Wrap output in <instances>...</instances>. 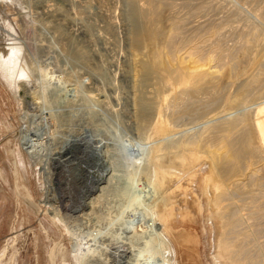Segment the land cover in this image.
<instances>
[{"label":"rangeland","instance_id":"rangeland-1","mask_svg":"<svg viewBox=\"0 0 264 264\" xmlns=\"http://www.w3.org/2000/svg\"><path fill=\"white\" fill-rule=\"evenodd\" d=\"M2 1L4 4L0 3V54L7 55L12 50L10 49L12 46L13 49H19L21 54L19 67L27 76L26 78L20 76L22 81L17 76L11 78L6 70V64L0 58V264H79L80 259L83 264L84 262L117 264L114 254L118 251L127 253L125 261L130 262L127 264H165L163 261L166 256L171 258H169L170 264H234L229 260L230 256H227L230 253L219 246L221 240H224L223 235L225 237L231 235L230 239L235 238L233 241L237 242L235 245H240L238 243L245 244L246 247L248 245L247 248L252 251L257 250L256 247L259 245H264V214H259L261 218L257 217L259 215H253L251 212H255L256 205L259 204L254 205L250 201L253 194H259L260 191L264 193V183L258 185L257 182L248 180L246 174L243 176L242 185L237 187L240 189L238 191L237 188H233L236 179L232 177L233 174L223 177L218 171L222 163L225 164L231 159L227 160L233 148L224 141L230 135L229 123L242 116L250 123L255 112L264 107V80H262L264 79V14H262L264 0H169L171 3L167 0L174 6L169 5L166 9L162 8V11L156 9L157 17H154L160 26L162 24L165 26L167 31L170 29L166 26L170 28L173 19V21L177 20L179 25L184 23L183 27L178 25L177 29L182 35L181 40L184 38L183 42L187 44L191 41L189 45L187 44L188 51L195 45L204 43L206 47L204 54L210 55L219 43L234 57L233 63L231 61L226 67L224 66L225 68L220 69L219 74L221 72L222 74L217 80L218 89L210 87L202 92V97L199 94L195 99V107L201 111L199 116L192 117L185 112H179L178 115L172 116L175 118L171 119V116L169 118L174 123L170 120L166 121L165 123L169 124L164 123L166 128L158 132L150 125V121L147 122L148 126L146 120H143L147 117H149L147 121L152 120L151 111L145 105H149L154 100L150 99V103L146 99L139 101V110L144 109L142 115L143 113L138 111V106L134 105L135 96L138 94L135 85L132 82L125 83L116 69L111 67L112 62L116 60L117 65L121 62L123 68L130 70L133 67L131 50L127 47L129 52L126 46L122 48L124 61L112 58L102 46L101 38L105 37L106 30L100 32L104 36L98 31V26L106 28L103 21H106V16L110 13L107 10L110 8L118 24H122L126 10L129 8L126 0H64L62 12L66 15L59 21L48 18L41 11V3L47 0ZM141 1L142 4L146 2L137 0V4L140 5ZM154 3L156 6V2ZM165 20L170 25H167ZM76 24H86L88 28L86 47L85 44H80L79 35L72 30L73 25ZM246 30L249 32L255 30V36L250 35L249 38ZM118 36L123 37V35ZM88 42L92 44V48ZM125 42L129 43L126 40ZM121 43V46L125 44ZM73 50H75L74 56L80 54L81 66L76 65V61L71 62L66 58L69 51ZM216 62L214 65H219ZM16 80L18 83L19 81L26 83L28 89L34 93L31 101L33 104L34 102L41 106L46 104L50 108L59 110V118L50 119V114L46 112L42 115L49 119L50 126L47 132L51 136L47 135L49 139L46 140L49 141L45 140L43 143L48 149L47 152H40L41 157L37 156L35 159L29 156L27 146L23 145L24 130L29 127L30 121L26 118L24 120L23 109L16 93ZM246 93L251 94L248 101H246ZM63 96L66 98L63 99ZM242 100L246 102L243 103ZM145 113L146 117L143 118ZM35 120L32 124L34 127L40 121L37 120L35 123ZM139 121H142V124ZM85 132L97 137V144L99 143L97 147L100 148L101 154L120 151L113 155L115 158L119 157L116 159L122 165L119 168L122 179L113 182L115 188L110 183L104 193L99 191L96 194H88L84 181L77 179L75 171L67 167L68 170L64 168L66 174L63 169H56L52 162V159L56 158L73 140V136ZM237 135H240L239 132ZM199 136H202L205 143L203 150L199 149L200 152L203 151L202 154L196 153V156H192L190 153H184L185 159L177 158L176 166H172V169L165 168L170 172L164 169L156 182L151 169V165L156 164L155 158L157 159L159 155L167 156L168 153L171 156L170 150L174 143L176 146L177 143L193 141ZM250 138L251 146L258 149L254 135ZM114 144L117 147H114L116 146ZM237 145L235 151L240 148V145L238 147ZM160 147L164 149L162 152L158 151ZM259 150L258 154L247 155L243 166L256 170L257 175L262 177L264 152ZM173 152L172 155L177 157L176 152ZM45 154L49 158L45 157ZM181 156L182 154L179 153L178 157ZM37 160L41 163L43 160L47 161L48 165L43 169V163L41 165ZM212 185H216V191V187ZM240 187L245 188V192ZM221 191L223 195L229 193L227 198L231 199L223 200ZM237 192L241 194L238 195ZM224 201L226 202L223 203ZM249 201L252 203L248 204ZM260 205L264 206V201H261ZM263 206L260 207L262 210ZM236 208L241 210L237 211ZM222 209L226 211L222 212ZM220 213L227 214L221 216ZM232 215L238 217L233 216L234 221L242 220V229L238 227L237 230L245 235L239 236L238 232L230 233L229 220ZM227 222L229 227L226 225ZM125 230H128V233ZM236 238L240 242L236 241ZM251 239L256 246L246 244L247 241H252ZM145 244H150L152 247L148 246L150 249L146 251ZM142 252L147 254L140 255Z\"/></svg>","mask_w":264,"mask_h":264},{"label":"bare ground","instance_id":"bare-ground-1","mask_svg":"<svg viewBox=\"0 0 264 264\" xmlns=\"http://www.w3.org/2000/svg\"><path fill=\"white\" fill-rule=\"evenodd\" d=\"M30 1V0H29ZM144 1V0H143ZM145 4H142L143 2L141 1V4H137V0H126L125 2H127L129 4V8L126 10L127 13L125 14V20L123 22H121L122 24L119 25L117 20H116V16L114 14L113 11H111V8L108 9L107 11H109L110 13L106 16V21H103L106 26V28L104 29L102 26H98V31L99 33L106 30L105 32V37L101 38L102 39V46H104L105 50L107 52H109L112 56V58H118L119 60L124 61V56H123V49L125 48L124 46H126V49L128 47L129 50H131V58H132V63H133V67L130 70H126L125 68H123L124 66L121 65L118 61L117 63H119L118 65L116 64V60L115 62H112L111 67H114L116 69V71L120 74L121 79L124 80L125 83L132 82L137 90H135L136 92L138 91V94L136 97V101H135V106H138V111L142 112L144 109L143 107V103L141 105L142 111L139 110V101L141 102V99H146L147 101H149L150 103V99L154 100L152 103H150L149 105H145V107H149V110L151 111L152 114V120L149 119L147 121L146 117V113L145 116L143 118V120H146L145 122L149 123V121L151 122L150 125L153 126L154 128H156V132L161 131L163 128H166L164 126V123L166 121L169 122L172 121L171 119L175 118L172 116L178 115L179 112L181 113H187L192 115V117H197L201 114L200 109H197V107H195V99L197 98V96L200 94V96L202 97V92L208 88H217L218 89V77L221 74H219L220 69L225 68L226 64H230L231 61H234V57L231 55V53L227 52L226 49H223V47L218 43L215 46V50L213 48V53H211L210 55H205V50L206 47L203 44H198L197 46L193 45L194 47L192 48V50L188 51L187 46L189 45V43L191 42H187V44L184 41V38L181 40L180 36H182L181 34H179V30L177 29L180 25L178 24V21H173L174 19L170 20L171 22V27L169 28L168 26H166L168 29L170 30H166L165 26H163V24L160 26V23L158 22V20H156L155 17H157V15L155 14L156 9L162 11V8L166 7L168 8L169 5L170 7L173 4H169V2L166 0H145ZM248 1V0H247ZM4 1L0 0V3H3ZM64 0H47L44 1L43 3H41L40 5V9L42 12H44L46 14V16H48V18H51L53 20H61L64 18V14L62 11L64 10L63 8V3ZM156 2V6L155 3ZM167 2V3H166ZM261 2V1H260ZM154 3V5H153ZM171 3V2H170ZM4 4V3H3ZM65 5V4H64ZM114 5V4H113ZM111 5V7L113 6ZM168 5V6H167ZM219 5V4H218ZM116 6V5H115ZM118 6V5H117ZM127 6V5H126ZM174 6V5H173ZM172 6V7H173ZM227 6V5H226ZM63 7V8H62ZM110 7V6H109ZM108 7V8H109ZM131 7V9H130ZM113 8V7H112ZM183 8V7H182ZM200 8V7H199ZM204 8V7H203ZM106 9V8H105ZM124 9V8H123ZM130 9V12H129ZM172 9V8H171ZM259 9V8H258ZM261 9V8H260ZM8 10V9H7ZM169 10V9H168ZM173 10V9H172ZM206 10V9H204ZM105 11V10H103ZM160 11V12H161ZM177 11V10H175ZM100 12V11H99ZM106 12V11H105ZM158 12V11H157ZM156 12V13H157ZM231 12V11H230ZM104 13V12H102ZM159 13V12H158ZM157 13V14H158ZM169 13V12H168ZM175 13V12H174ZM173 13V14H174ZM94 14V13H93ZM99 14V13H98ZM105 14V13H104ZM160 14V13H159ZM172 14V13H171ZM199 14V13H198ZM240 14V12H239ZM256 14V13H255ZM264 14V13H262ZM97 15V14H96ZM100 15V14H99ZM106 15V14H105ZM176 15V14H175ZM201 15V14H200ZM257 15V14H256ZM155 16V17H154ZM177 16V15H176ZM263 16V15H261ZM168 17V16H167ZM162 18V16H161ZM146 19L147 21L143 22L142 20ZM159 19V18H158ZM178 19V18H177ZM198 19V18H197ZM96 20V19H95ZM163 20V19H161ZM213 20V19H212ZM222 20V19H221ZM263 20V19H262ZM102 21V20H101ZM131 21H133L132 23H130ZM164 21V20H163ZM166 21V20H165ZM235 21V20H234ZM77 22V21H76ZM181 22V21H179ZM183 22V21H182ZM81 23V22H80ZM187 23V22H186ZM166 24L168 25L169 22L166 21ZM184 23H182L183 25ZM86 25V24H85ZM85 25H80V24H76L75 26L73 25V31L75 32L76 35H79V38L81 40V45L85 44V47L87 46V27ZM170 25V24H169ZM179 25V26H178ZM181 25V26H182ZM56 26V25H55ZM93 26V25H92ZM162 26L164 29H162ZM178 26V27H177ZM227 26V25H226ZM183 27V26H182ZM187 27V26H186ZM189 27V26H188ZM224 27V26H223ZM244 27V26H243ZM55 28V27H54ZM183 29V28H182ZM226 29V28H225ZM71 30V29H70ZM93 30V29H92ZM122 30V32H121ZM166 30V31H164ZM187 30V29H185ZM249 30V29H248ZM246 30V31H248ZM96 31V30H94ZM110 31V32H109ZM199 31V30H198ZM245 31V30H244ZM60 32V31H59ZM92 33V32H91ZM104 33V32H103ZM218 33V32H217ZM231 33V32H230ZM102 34V33H100ZM216 34V33H215ZM247 34V33H246ZM256 32L254 31H248V36L250 38L251 36H255ZM103 35V34H102ZM118 35H123V37L118 36ZM222 35V34H221ZM104 36V35H103ZM216 36V35H215ZM89 38V37H88ZM138 38V39H137ZM194 38V37H193ZM212 38V37H211ZM222 38V37H221ZM241 38V37H240ZM244 38V37H243ZM187 39V38H186ZM255 39V38H254ZM79 40V39H78ZM92 40V39H91ZM125 40L129 43H126ZM216 40V39H215ZM189 41V40H188ZM213 41V40H212ZM68 42V41H67ZM84 42V43H83ZM90 42V41H89ZM88 44L90 45L91 43ZM121 42L125 43L123 46H121L120 44H122ZM218 42V41H217ZM246 42V41H244ZM206 43V42H205ZM242 43V42H241ZM248 43V42H247ZM79 44V45H80ZM246 44V43H245ZM211 45V43H210ZM248 45V44H246ZM245 46V45H244ZM15 47V46H14ZM189 47V46H188ZM192 47V45H191ZM214 47V46H212ZM238 47V46H237ZM248 47V46H247ZM10 48V47H9ZM91 48H92V44H91ZM12 49L7 55H1L0 54V58L1 60L6 64L7 69L8 70V74H10L11 78H15L16 76L19 77L21 80V77H25L26 78V73H24V71H22V69L19 67V63H20V58H21V54L19 49ZM9 49V50H10ZM73 49V48H72ZM127 49V50H128ZM205 49V50H204ZM128 50V51H129ZM235 51V50H234ZM67 52V51H66ZM130 52V51H129ZM211 52V51H210ZM237 52V51H236ZM75 53V50L73 51H69L68 56L66 55V58L71 61V62H75L76 65L79 64L80 61V54H77L76 56H74L73 54ZM87 53V52H86ZM128 53V52H127ZM207 53V52H206ZM233 53V52H232ZM6 54V53H5ZM67 54V53H66ZM24 55V54H23ZM109 55V54H108ZM125 55H127L125 53ZM91 56V55H90ZM110 56V58H111ZM65 58V59H66ZM127 58V57H126ZM125 58V59H126ZM130 58V56H129ZM24 59V58H23ZM0 60V61H1ZM229 60V62L227 61ZM23 61V60H22ZM216 62V64L218 63L219 65H214V62ZM232 61V63H233ZM236 61V60H235ZM2 63V62H1ZM131 63V64H132ZM26 64V63H25ZM124 64V63H123ZM27 65V64H26ZM81 66V64H79ZM225 66V67H224ZM77 67V66H76ZM79 67V66H78ZM228 67V66H227ZM80 69V68H79ZM128 69V68H127ZM27 70V68H26ZM130 71V72H129ZM223 71V70H222ZM112 72H114L112 70ZM4 73V72H3ZM29 75V74H28ZM118 75V74H117ZM7 77V76H6ZM10 78V79H11ZM23 78V79H25ZM100 78V77H99ZM262 78V77H261ZM17 79V78H16ZM26 80V79H25ZM257 80V79H256ZM260 80V79H259ZM258 80V81H259ZM264 80V79H262ZM17 81V80H16ZM15 81V82H16ZM22 81V80H21ZM231 82V81H230ZM257 82V81H256ZM261 82V81H260ZM16 93L17 96L20 100V104L21 107L23 109V117L24 120L26 118V120L28 119L30 122V124L28 125L29 127L27 129L24 130L25 133V137L23 138L24 143L23 145L27 146V150H28V154L32 159L37 158V156H40L39 153L42 152H47L48 149H46V147H44L43 143L46 139H49L48 135V127L49 125V119L45 118L44 116H42L44 114V112L48 113L49 118H57L59 115V110L57 109H53L52 107L50 108L49 106L45 105H39V103L33 104V97H34V93H32L29 89H28V85L24 82H20L18 83V81L16 82ZM258 84V83H257ZM132 85V86H134ZM252 85V84H251ZM254 85V84H253ZM118 86V85H117ZM247 86V85H246ZM255 86V85H254ZM262 86V84H261ZM80 87V86H79ZM251 87V86H250ZM118 88V87H116ZM133 88V87H132ZM115 89V88H114ZM211 89V90H212ZM220 89V88H219ZM57 90V89H56ZM134 90V89H133ZM210 90V89H209ZM252 90V89H251ZM59 91V90H58ZM117 91V90H116ZM213 91V90H212ZM62 92V91H61ZM128 92V91H127ZM247 92V91H246ZM250 93L252 91H249ZM205 93V92H204ZM207 93V92H206ZM213 93V92H212ZM246 93V101L249 100L251 94ZM59 94V93H58ZM56 95V93H55ZM62 95V94H61ZM69 95V94H68ZM135 95V94H134ZM133 95V97H134ZM36 96V95H35ZM59 96V95H58ZM66 96V95H65ZM63 96V99L64 97ZM254 96V95H253ZM60 97V96H59ZM43 98V97H42ZM66 98V97H65ZM115 99V98H113ZM200 99V98H199ZM244 99V98H243ZM35 100V98H34ZM37 100V99H36ZM41 100V99H40ZM67 100V99H66ZM118 100V99H117ZM218 100V98L216 99V101ZM236 100V99H235ZM245 100V99H244ZM243 101L246 102V101ZM120 101V100H119ZM134 101V100H133ZM146 101V102H147ZM206 101V100H205ZM31 102V103H30ZM200 102V101H199ZM211 102V101H210ZM238 102V101H237ZM206 103V102H205ZM240 103V102H239ZM132 104V103H131ZM199 105V104H198ZM209 105V104H208ZM246 105V104H245ZM201 106V105H200ZM204 106V105H203ZM213 106V105H212ZM208 107V106H207ZM262 107V106H261ZM134 108V107H133ZM140 108V109H141ZM207 109V108H206ZM237 109V108H236ZM147 110V109H146ZM204 110V109H203ZM136 109V112H138ZM206 111V110H205ZM208 111V110H207ZM134 112V113H136ZM140 112H139V117H140ZM57 115H54V114ZM143 113V112H142ZM141 113V114H142ZM148 113V112H147ZM253 113V112H252ZM150 114V113H149ZM134 115V114H133ZM144 115V113L142 114ZM135 116V115H134ZM170 116L172 117L171 119ZM184 116V115H183ZM186 116V115H185ZM214 116V115H213ZM137 117V116H136ZM182 117V116H181ZM181 117H178L181 118ZM191 117V116H190ZM243 117V116H242ZM240 117L239 119L235 118L233 119L230 123H229V132L230 135H228L227 138H225L224 141H226L228 143V145L233 148L231 155L229 156V158L225 164H221L218 171L219 174H221L223 177H229L230 175L233 174L232 177H234V185L233 188H237L240 185H242V179L243 176L246 175L248 178V180L254 181L263 184L264 183V175H261L262 177L258 176L256 173V170H251L249 169L247 166H243V162L244 159L247 155H251V154H258V149L262 150L264 152V107L259 108L254 116H252L251 122L248 123L246 121V119H244V117L242 118ZM32 118V120L30 119ZM59 118V117H58ZM203 118V117H202ZM37 119L39 121V123L37 124L35 120ZM118 119V118H117ZM133 119V118H132ZM137 119V118H136ZM141 119V118H139ZM35 120V126H32V124H34ZM175 120V119H174ZM183 120V119H182ZM27 122V121H26ZM138 122V121H135ZM140 122V121H139ZM142 122V121H141ZM140 122V123H141ZM174 123V121H172ZM171 122V123H172ZM179 122V121H178ZM191 122V121H190ZM147 123V124H148ZM142 124V123H141ZM165 124H169V123H165ZM139 125V123H138ZM171 125V124H170ZM27 126V125H26ZM142 127V125H140ZM149 126V124H148ZM251 126V127H249ZM136 127V125H135ZM139 127V126H138ZM140 127V128H141ZM145 127V125H144ZM137 128V127H136ZM135 128V129H136ZM169 128V127H167ZM227 128V127H226ZM24 129V128H23ZM134 129V130H135ZM146 129V128H145ZM149 129V128H148ZM52 130V129H51ZM138 130V129H136ZM142 130V129H141ZM145 131V130H144ZM147 131V130H146ZM203 131V130H202ZM134 132V131H133ZM149 132V131H148ZM239 132V136L237 137L236 134ZM138 133V132H137ZM141 133V131L139 132ZM146 133V132H145ZM204 133V132H203ZM23 134V133H21ZM135 134V133H134ZM143 134V132H142ZM148 134V133H147ZM228 134V133H227ZM49 137H48V136ZM254 135L255 139H256V143L258 144V149H254L251 146V138L250 136ZM131 136V135H130ZM139 136V134H138ZM147 136V135H146ZM133 137V136H132ZM143 137V136H142ZM145 137V136H144ZM143 137V138H144ZM174 137V136H173ZM225 137V136H224ZM53 138V137H52ZM97 137L95 136H91L89 134L82 133L80 135H76L73 136V140H71V142L68 144V146L66 147H62V151L60 152V154H58V156L56 158L52 159V162L54 164V167H56V169L58 168V170L63 169L64 168H69L72 169V171H75L77 174V179L78 180H83L84 181V186H86V190L88 192V194H96L99 191L102 193L107 187L108 185H110V183L113 184V182L116 179L121 178V176L119 175V168L122 166L121 163L119 164V160L117 162L116 158H119L116 156V158L114 157L113 153H117L118 151L115 152H105L106 154H101V150H99L100 148L97 147ZM138 138V137H137ZM147 138V137H146ZM51 139V138H50ZM53 140V139H52ZM51 140V141H52ZM49 141V140H46ZM54 141V140H53ZM41 142V143H40ZM140 142V141H139ZM203 138L202 136L198 137V138H194L193 141L191 140H187L184 143H177L176 146L175 143L173 145V147H171V156L168 155H159L157 157L156 160V164L151 165V169H152V173L154 174V180L157 182L159 179V175L160 173L162 174L165 168L168 169H172V166H176V160L178 159H185L184 153H190L192 156H196L197 154H200V150H203V145L205 143H203ZM54 143V142H53ZM203 143V144H202ZM254 143V142H253ZM55 144V143H54ZM172 144V143H171ZM202 144V145H199ZM240 145V148L235 151V146L236 145ZM49 145H52L49 143ZM63 145V144H62ZM103 145V144H102ZM108 145V143H107ZM111 145V144H110ZM116 145V144H114ZM237 145V147H238ZM47 146V145H46ZM54 146V145H53ZM52 146V147H53ZM64 146V145H63ZM166 146V145H165ZM170 146V145H169ZM172 146V145H171ZM40 147V148H39ZM50 147V146H49ZM114 147H117L114 146ZM120 147V146H119ZM164 147V146H163ZM167 147V146H166ZM165 147V148H166ZM51 148V147H50ZM102 148V147H101ZM52 149V148H51ZM53 149H55L53 147ZM61 149V148H59ZM106 149V148H105ZM109 149V148H107ZM106 149V150H107ZM118 149V148H117ZM116 149V150H117ZM200 149V150H199ZM205 149V148H204ZM110 150V149H109ZM113 150V149H112ZM129 150V148L127 149ZM131 150V149H130ZM164 149H162L161 147L158 149L159 152H162ZM259 150V151H260ZM50 151V150H49ZM48 151V152H49ZM53 151V150H52ZM55 151V150H54ZM53 151V152H54ZM59 151V150H58ZM126 151V150H125ZM173 151H175L178 156L179 153L182 154V156L179 158L178 156L176 157L175 155H172V153H174ZM57 152V151H56ZM120 152V151H119ZM130 152V151H129ZM261 152V151H260ZM259 152V153H260ZM58 153V152H57ZM56 153V154H57ZM50 155V153H48ZM148 154V153H147ZM202 154V153H201ZM42 155V154H41ZM117 155V154H116ZM261 155V154H260ZM258 155V156H260ZM44 156V154H43ZM148 156V155H147ZM174 156V158H173ZM199 156V155H198ZM257 156V157H258ZM41 157V156H40ZM45 157H48L47 154H45ZM256 157V158H257ZM49 158V157H48ZM191 158V157H190ZM196 158V157H195ZM247 158V157H246ZM253 158V157H252ZM255 158V157H254ZM40 159V158H39ZM44 159V158H42ZM259 159V157H258ZM263 159V158H262ZM264 160V159H263ZM38 162L40 160H37ZM50 161V160H49ZM182 161V160H181ZM184 161V160H183ZM146 162V161H145ZM225 162V161H224ZM41 165L43 163L42 168H46V166L48 165L47 161H42L39 162ZM149 163V162H148ZM176 163V164H175ZM150 164V163H149ZM253 164V163H252ZM147 165V164H146ZM247 165V164H246ZM174 166V167H175ZM51 167V164H50ZM136 167V166H135ZM247 167V168H246ZM48 168V167H47ZM67 168V170H68ZM55 169V168H54ZM53 169V170H54ZM57 170V171H58ZM66 170V169H65ZM166 171H169L167 169H165ZM247 173H245V172ZM65 172V171H64ZM148 172V171H147ZM170 172V171H169ZM66 173V172H65ZM69 173V172H68ZM121 173V172H120ZM151 173V172H150ZM167 173V172H166ZM164 173V174H166ZM49 174V173H48ZM56 174V172H55ZM67 174V173H66ZM66 174H64L65 176H67ZM170 174V173H169ZM239 174H241L239 176ZM123 175V173H122ZM137 175V174H136ZM140 175V174H139ZM58 176V175H57ZM60 176V175H59ZM63 176V175H62ZM69 176V175H68ZM67 176V177H68ZM50 177V176H49ZM61 177V176H60ZM141 177V176H140ZM221 177V176H220ZM64 178V177H63ZM62 178V179H63ZM66 178V177H65ZM75 178V176H74ZM130 178V177H129ZM147 178V177H146ZM156 178V179H155ZM58 179V178H57ZM71 179V178H70ZM76 179V178H75ZM122 179V178H121ZM223 179V178H222ZM226 179V178H225ZM230 180V178H227ZM246 179V178H245ZM48 180V179H47ZM65 180V179H64ZM62 180V181H64ZM69 180V179H68ZM74 180V179H73ZM134 180V179H133ZM61 181V180H60ZM250 181V182H251ZM50 182V181H49ZM80 182V181H78ZM117 182V180H116ZM164 182V181H163ZM263 182V183H262ZM66 183V182H65ZM115 183V182H114ZM175 183V182H174ZM61 184V183H60ZM254 184V183H253ZM114 185V184H113ZM118 185V184H116ZM150 185V184H149ZM244 185V184H243ZM256 185V184H255ZM259 185V184H258ZM258 185H256V188L258 189ZM62 186V184H61ZM151 186V185H150ZM153 186V185H152ZM213 186V185H212ZM58 187V186H57ZM114 188L116 187L115 185L113 186ZM118 187V186H117ZM213 187H216L213 186ZM231 187V186H229ZM243 187V186H242ZM240 187V188H242ZM246 187V186H245ZM250 187V186H249ZM49 188V187H48ZM251 188V187H250ZM58 189V188H57ZM61 189V188H59ZM65 189V188H62ZM238 189V188H237ZM244 189L245 192V188ZM256 189V190H257ZM52 190V189H51ZM119 190V189H118ZM217 190V187L215 189V191ZM230 190V189H229ZM228 190V191H229ZM234 190V189H232ZM231 190V191H232ZM252 190V189H251ZM260 191V189H258ZM263 190V189H262ZM227 191V192H228ZM238 191H240V189H238ZM65 192V191H63ZM116 192V191H115ZM222 193H220L221 195H223V191H221ZM226 192V191H225ZM254 192V191H253ZM83 193V192H82ZM104 193V192H103ZM109 193V190H108ZM238 193V192H237ZM243 193V192H242ZM252 193V191H251ZM256 193V192H255ZM116 194V193H115ZM218 194V193H217ZM229 194V193H228ZM228 194L224 193L223 196H221V198L223 200H227L228 198ZM241 194V192H240ZM238 193V195H240ZM70 195V194H69ZM72 195V194H71ZM84 195V194H83ZM119 195V194H118ZM138 195V194H137ZM231 195V194H230ZM235 195V194H234ZM92 196V195H91ZM248 196V195H246ZM68 197V196H67ZM100 197V196H98ZM230 197V196H229ZM249 197L251 198V194L249 195ZM70 198V196H69ZM85 198V197H84ZM219 198V199H218ZM241 198V197H240ZM249 198V200H250ZM71 199V198H70ZM73 199V198H72ZM92 199V198H91ZM136 199V198H135ZM134 199V200H135ZM218 202L220 201V196L218 195L217 197ZM231 199V198H230ZM228 199V200H230ZM242 199V198H241ZM247 199V198H246ZM264 193L261 191L259 192V194H253L252 195V201L255 204H259L256 205V211L255 212H251L253 215H259V214H264V209L262 210V208H260L263 205H260L261 201L263 202L264 200ZM88 200V199H87ZM233 200V198H232ZM67 201V199H66ZM89 201V200H88ZM96 201V200H95ZM133 201V200H132ZM238 201V200H237ZM236 201V202H237ZM244 201V200H243ZM249 201V202H250ZM60 202V200H59ZM85 202V201H83ZM94 202V201H93ZM226 201H224L223 203H225ZM233 202V201H231ZM245 202V201H244ZM252 202L248 203L251 204ZM91 203V201L89 202V204ZM128 203V202H127ZM131 203V202H130ZM134 203V201H133ZM228 203H230V201H228ZM234 204H236L235 202H233ZM65 204V202H64ZM88 204V203H87ZM95 204V203H94ZM217 204V203H216ZM222 204V203H220ZM246 204V203H245ZM86 205V204H85ZM91 205V204H90ZM130 205V204H129ZM238 205V204H237ZM244 205V203H243ZM253 205V206H254ZM83 206V205H82ZM224 206V205H222ZM227 206V205H226ZM241 206V205H240ZM251 206V205H250ZM91 207V206H89ZM227 207H230L229 205ZM244 206H242L243 208ZM264 207V206H263ZM225 208V206H224ZM240 208V207H238ZM236 208V210L238 209ZM252 207H250L251 209ZM72 209V208H71ZM75 209V208H74ZM87 209V208H86ZM93 209V207H92ZM234 209V207H233ZM221 210V209H220ZM222 212H225V209H222ZM225 210V211H224ZM232 210V209H231ZM241 209H238L237 211H240ZM255 210V209H254ZM73 211V210H72ZM248 211V210H247ZM80 212V211H79ZM231 212V211H230ZM233 212V211H232ZM234 213H236L234 211ZM233 213V214H234ZM238 213V212H237ZM250 213V214H251ZM221 214V213H220ZM227 214V213H223ZM221 214V216H223ZM231 215V214H230ZM238 215V214H237ZM236 215V217H237ZM229 216V215H227ZM234 215H232V217L230 218V227H231V234L233 233H237L238 232V227L241 228V219H236L234 221L235 218L233 217ZM241 216V215H240ZM263 216V215H262ZM254 217V216H252ZM261 218V215L257 216ZM223 219V217H221ZM238 218V217H237ZM259 218V220H260ZM250 219V218H249ZM253 219V218H252ZM263 219V218H262ZM251 220V219H250ZM249 220V221H250ZM257 220V219H256ZM228 221V219H227ZM228 221V222H229ZM233 221V222H231ZM245 221V220H244ZM222 222V221H221ZM228 222L226 223V225H228ZM255 222V220H254ZM247 224V223H246ZM244 225V224H243ZM127 226V225H126ZM131 226V225H130ZM226 227V226H225ZM229 227V225H228ZM246 227V226H245ZM256 227V226H255ZM110 228V227H109ZM125 228V226H124ZM130 228V227H129ZM251 228V227H250ZM133 229V228H132ZM229 230V228H226ZM242 229V228H241ZM245 229V228H243ZM255 229V228H254ZM227 230V231H228ZM258 230V229H257ZM128 233V230H125ZM132 231V230H131ZM97 232V231H96ZM99 232V231H98ZM136 232V231H135ZM134 233V232H133ZM240 233V234H239ZM246 233V232H245ZM239 236L243 233L238 232ZM254 234V233H253ZM96 235V234H95ZM119 235V234H118ZM135 235V234H134ZM245 235V234H243ZM76 236V235H75ZM224 236V240L220 242V248L224 247V249H226L230 254H228L227 256H230L229 260L231 262H234V264H264V245H259L257 242V244L259 245L256 249H254V251H252V249H249L246 247L245 244H241L238 243L240 245H235L237 242H234L235 238L232 240L230 239L231 235L225 237ZM234 236V235H233ZM232 236V238H233ZM236 236V235H235ZM234 236V237H235ZM246 236H248L246 234ZM245 236V238H246ZM98 237V236H96ZM103 237V236H102ZM222 237V236H221ZM228 237V238H227ZM237 238H239L238 236H236ZM242 237V236H241ZM76 238V237H75ZM93 238V237H92ZM91 238V239H92ZM95 238V237H94ZM134 238V237H133ZM236 238V241H238ZM244 238V237H243ZM251 238V236L248 238V240ZM142 239V238H141ZM150 239V238H149ZM223 239V237H222ZM259 239V238H258ZM245 240V239H244ZM252 240V239H251ZM255 240V239H254ZM79 241V240H78ZM94 241V240H92ZM243 241V240H242ZM247 241V240H246ZM240 242V240L238 241ZM244 242V241H243ZM242 242V243H243ZM252 242V243H250ZM143 243V242H142ZM145 243V242H144ZM148 243V241H147ZM219 243V242H218ZM255 244L252 241H247L246 244ZM141 245V244H140ZM143 245V244H142ZM148 246H150V244H145V249L147 251V249H150ZM218 246V247H219ZM256 246V244H255ZM77 247V246H76ZM80 247V246H79ZM143 247V246H142ZM152 247V246H150ZM164 247V246H163ZM86 248V247H85ZM167 248V247H166ZM219 248V249H220ZM221 248V249H222ZM252 248V247H251ZM87 249V248H86ZM112 249V248H111ZM129 249V248H128ZM152 249V248H151ZM115 250V249H114ZM113 250V251H114ZM118 250V249H117ZM130 250V249H129ZM134 250V249H133ZM132 250V251H133ZM139 250V249H138ZM143 250V249H142ZM153 250V249H152ZM169 253V250L166 249ZM112 251V252H113ZM145 251V250H143ZM119 252V251H118ZM116 253L114 255H116V259H117V264H127L129 261H125V259H127V253L126 252H119ZM151 252V251H150ZM110 253V251H109ZM83 254V253H81ZM141 254H147V253H140ZM150 254V253H149ZM172 254V252H171ZM226 254V251H225ZM78 255V254H77ZM90 255V254H89ZM97 255V254H96ZM112 255V256H114ZM168 255V254H167ZM79 256V255H78ZM77 256V257H78ZM81 256V255H80ZM94 256V254H93ZM130 256V255H129ZM136 256V255H135ZM143 256V255H142ZM141 256V257H142ZM147 256V255H144ZM173 256V255H172ZM91 257V256H90ZM98 257V256H97ZM101 257V256H100ZM154 257V256H153ZM80 259V257H78ZM83 258V257H81ZM93 258V257H92ZM148 258V257H145ZM152 258V256H151ZM170 258V257H169ZM167 256L165 257L164 261L165 264H170V259ZM84 259V258H83ZM88 260V258H85ZM84 259V260H85ZM133 259V258H131ZM129 259V260H131ZM140 259V256L139 258ZM217 259V258H216ZM221 259V258H220ZM82 259H80L79 264H83V262H81ZM105 260V259H104ZM103 260V261H104ZM142 260V259H141ZM226 260V259H225ZM91 261V260H88ZM87 261V262H88ZM93 261V260H92ZM96 261V260H95ZM133 261V260H132ZM220 261V260H219ZM218 261V262H219ZM229 261V262H230ZM138 262V260H137ZM141 262V261H140ZM86 264V262H84ZM99 263V262H98ZM104 263V262H103ZM130 263V262H129ZM90 264V263H89Z\"/></svg>","mask_w":264,"mask_h":264}]
</instances>
